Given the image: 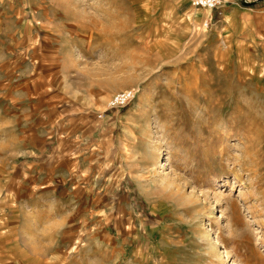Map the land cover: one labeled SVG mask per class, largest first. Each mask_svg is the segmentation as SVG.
<instances>
[{"label":"rangeland","instance_id":"374dc122","mask_svg":"<svg viewBox=\"0 0 264 264\" xmlns=\"http://www.w3.org/2000/svg\"><path fill=\"white\" fill-rule=\"evenodd\" d=\"M209 15L0 0V264H264V41Z\"/></svg>","mask_w":264,"mask_h":264},{"label":"crops","instance_id":"0c3cea01","mask_svg":"<svg viewBox=\"0 0 264 264\" xmlns=\"http://www.w3.org/2000/svg\"><path fill=\"white\" fill-rule=\"evenodd\" d=\"M239 2L240 0H225V4L221 7L222 19L219 21V25L216 24L215 27L220 34L219 38L221 39L219 40H221L222 44L223 38H231L232 43L236 45L238 52L241 51V47L244 52L246 50L251 52V50L259 47L257 42L260 43L264 41V18L256 16L253 10L241 8ZM235 8L248 11V17L242 18V13L237 14V18L233 19L236 22L233 29L225 32L223 29L227 26L222 22L227 14L234 13L233 10H235ZM254 8L255 10H264V5H255ZM238 43H240L241 46Z\"/></svg>","mask_w":264,"mask_h":264},{"label":"built area","instance_id":"2783aa9c","mask_svg":"<svg viewBox=\"0 0 264 264\" xmlns=\"http://www.w3.org/2000/svg\"><path fill=\"white\" fill-rule=\"evenodd\" d=\"M189 1L193 8L195 9L200 8L211 12L210 15L208 16L209 20L205 22L206 27H208V25L211 23L214 15L216 14H218L219 16L222 15L221 7L225 3V0H189ZM134 96H135V92L133 90L119 93L116 95V97L113 98L111 103H109V107L113 109L124 107L133 101Z\"/></svg>","mask_w":264,"mask_h":264},{"label":"bare ground","instance_id":"6f19581e","mask_svg":"<svg viewBox=\"0 0 264 264\" xmlns=\"http://www.w3.org/2000/svg\"><path fill=\"white\" fill-rule=\"evenodd\" d=\"M189 1V0H188ZM189 3H190V1H189ZM190 5H191V3H190ZM195 9V8H194ZM198 9H200V8H198ZM201 10H204V9H201ZM205 11H207V10H205ZM208 13L210 14L211 12L210 11H208ZM116 97V96H115ZM111 103V102H110ZM202 237H204L203 238V240H205L206 242H204L205 244H208V237L206 236V235H203ZM215 247V246H214ZM219 260V259H218Z\"/></svg>","mask_w":264,"mask_h":264}]
</instances>
